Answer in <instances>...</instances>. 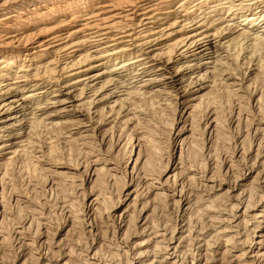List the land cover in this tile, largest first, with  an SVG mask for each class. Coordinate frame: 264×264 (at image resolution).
Masks as SVG:
<instances>
[{"label": "bare ground", "instance_id": "obj_1", "mask_svg": "<svg viewBox=\"0 0 264 264\" xmlns=\"http://www.w3.org/2000/svg\"><path fill=\"white\" fill-rule=\"evenodd\" d=\"M0 264H264V0H0Z\"/></svg>", "mask_w": 264, "mask_h": 264}]
</instances>
